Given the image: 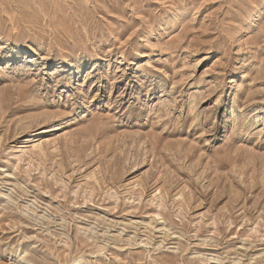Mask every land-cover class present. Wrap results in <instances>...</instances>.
I'll list each match as a JSON object with an SVG mask.
<instances>
[{"label":"rangeland","instance_id":"rangeland-1","mask_svg":"<svg viewBox=\"0 0 264 264\" xmlns=\"http://www.w3.org/2000/svg\"><path fill=\"white\" fill-rule=\"evenodd\" d=\"M0 264H264V0H0Z\"/></svg>","mask_w":264,"mask_h":264},{"label":"bare ground","instance_id":"bare-ground-1","mask_svg":"<svg viewBox=\"0 0 264 264\" xmlns=\"http://www.w3.org/2000/svg\"><path fill=\"white\" fill-rule=\"evenodd\" d=\"M35 136H36V134H35Z\"/></svg>","mask_w":264,"mask_h":264}]
</instances>
